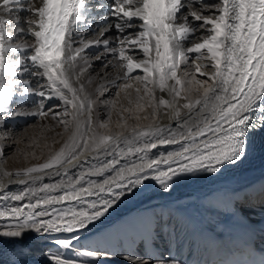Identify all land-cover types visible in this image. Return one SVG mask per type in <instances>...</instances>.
I'll return each mask as SVG.
<instances>
[{"label": "snow or ice", "instance_id": "snow-or-ice-1", "mask_svg": "<svg viewBox=\"0 0 264 264\" xmlns=\"http://www.w3.org/2000/svg\"><path fill=\"white\" fill-rule=\"evenodd\" d=\"M20 117L40 134L16 152L37 159L44 139L48 155L13 171L2 165ZM257 137L264 0H0V256L20 257L0 264H27L29 239L48 244L44 264H186L171 216L134 250L81 241L147 181L168 192L219 174ZM254 199L264 208V182L234 206Z\"/></svg>", "mask_w": 264, "mask_h": 264}, {"label": "bare ground", "instance_id": "bare-ground-1", "mask_svg": "<svg viewBox=\"0 0 264 264\" xmlns=\"http://www.w3.org/2000/svg\"><path fill=\"white\" fill-rule=\"evenodd\" d=\"M36 122V118L34 117H28L27 119L20 117L14 121H10L14 133H24L25 129H27V131L25 136L22 138V142L18 145L13 144L11 140L5 142L6 145L12 146L5 148L6 162L2 165V167L14 171L31 164L40 163L43 161V157L48 155V149L43 147L45 143L44 139L40 140V147L35 149L36 156L38 157L37 159H32L31 157L29 159H25L22 154L16 152L17 148L28 152L33 150L29 147V140L32 136H39L40 134L39 128L32 127V125ZM26 123L28 125L24 126ZM165 123H167V121H165ZM57 131L61 130L57 129ZM57 140L59 141L60 138L57 137ZM47 143L51 145L50 135ZM258 143L263 144L264 141L257 138L255 145ZM51 146L53 149H58L60 147V142ZM261 161H264V144L255 147L249 157L239 166L225 167L219 174L197 173L195 176H191L175 183L168 192L163 191L157 183L149 180L146 182L147 186L142 191L138 192L135 196H129L125 199L123 203H121L119 207L111 213L108 219H106L103 223H98L96 227L92 229L88 239L81 241V243L92 247L107 248L118 252L123 250H134L140 241L139 238L133 239L129 244H124L123 242H117L115 244H107L103 242L99 243L96 238L100 239L101 234H104L105 231L114 227L118 222L125 219H135L134 217L137 214L150 211L153 213L152 215H154V221H156L157 216H163L165 220H167L169 216L173 218L172 224L175 226V231L172 232L173 253L176 254L178 247L181 259L185 261L186 264H193L197 259L203 257L204 254L210 251L208 247L203 246L205 239L214 237V240L212 239V243H226L229 240L233 229L243 228L242 226L237 225V223L227 220L229 212L227 213L221 208L218 210L215 207L208 205L213 204L210 199H212V196L217 194L220 189H223L222 191L226 190L223 186L228 185L232 189L237 185L236 183L216 182L207 186L203 185V188H198V186L211 180L224 178L229 174H235L241 169L257 164ZM241 176L242 175H238L235 178H239ZM154 190H156V195L160 196L158 198H149V192ZM231 199L234 200L235 197H231ZM161 205L167 206L161 210ZM173 206L181 208L183 214H178V217H174L173 215L176 213H174L171 208ZM250 218L251 219L247 220L248 225H245V227L250 228L248 230L249 233H256L257 229L255 228L257 225L253 223L254 219H252V217ZM229 223H232L233 226H237L230 228ZM26 244L34 249V254L32 256L23 258L26 260L27 264H44V255L40 249L47 250L48 244L44 243L37 245L36 242L31 239L26 241ZM52 250L55 251V248ZM60 254L65 255L64 250H61ZM0 258H2L5 262L10 259H20V257L12 255L7 249L4 250Z\"/></svg>", "mask_w": 264, "mask_h": 264}, {"label": "rangeland", "instance_id": "rangeland-1", "mask_svg": "<svg viewBox=\"0 0 264 264\" xmlns=\"http://www.w3.org/2000/svg\"><path fill=\"white\" fill-rule=\"evenodd\" d=\"M28 124L26 123L24 126H27Z\"/></svg>", "mask_w": 264, "mask_h": 264}]
</instances>
